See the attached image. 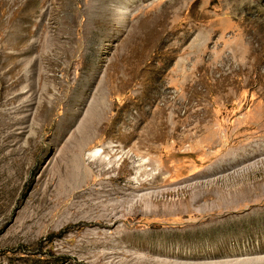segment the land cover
I'll use <instances>...</instances> for the list:
<instances>
[{
  "label": "rangeland",
  "instance_id": "1",
  "mask_svg": "<svg viewBox=\"0 0 264 264\" xmlns=\"http://www.w3.org/2000/svg\"><path fill=\"white\" fill-rule=\"evenodd\" d=\"M248 1L0 0V264H264Z\"/></svg>",
  "mask_w": 264,
  "mask_h": 264
},
{
  "label": "bare ground",
  "instance_id": "2",
  "mask_svg": "<svg viewBox=\"0 0 264 264\" xmlns=\"http://www.w3.org/2000/svg\"><path fill=\"white\" fill-rule=\"evenodd\" d=\"M226 4V3H225ZM224 4V5H225ZM232 4H234V6L236 7L237 6V8L236 9H238V10H241V9H244L245 7L246 8H249L250 10V13H251V2L250 1H248V0H234V3H232ZM238 4H239V6H238ZM257 5H253V7H257V10H258V19L256 20V18L255 17H252L251 16V14H247V15H245V16H241L240 15V13H239V11H237L236 9V12L234 11V13H235V15H236V17H235V19L237 20V23H239V29L238 30H236V32H237V35L239 36V38H240V41L242 42L241 44H239L240 45V51L238 50V51H236L235 50V52H234V54H233V51H232V54H231V56H233V58L230 56V55H226V59H245V56L247 55V53L248 52H250L251 53V55L250 56H253L252 54H254L255 53V55L254 56H256L255 58L256 59H259V61L261 60V59H264V36H262V34H264L263 32H261V34L259 35L258 33H256L255 31H256V29L254 28V24L256 23V22H258L259 23V25H262L261 27V29H263L264 27H263V25H264V2H263V0H261V1H258V3H256ZM226 6V5H225ZM228 6H230V5H228ZM241 7H243V8H241ZM227 8V7H226ZM202 10V9H201ZM228 10V9H227ZM255 11V10H254ZM253 11V12H254ZM223 12H224V10H223ZM225 13H226V11H225ZM202 14H204V13H202ZM222 14V13H221ZM230 15V14H229ZM232 15H234V14H232ZM255 15V14H254ZM232 17V16H231ZM203 18V17H202ZM235 20V21H236ZM229 24V23H228ZM258 25V26H259ZM217 26V25H216ZM225 27V26H224ZM259 29V32H260V27L258 28ZM218 30V29H217ZM233 30V29H232ZM225 31V30H224ZM263 31H264V29H263ZM258 32V31H257ZM230 34V33H229ZM229 37V36H228ZM231 37V36H230ZM222 38V37H221ZM224 40V39H223ZM228 40H229V38H228ZM216 41V40H215ZM218 41V40H217ZM236 41V40H235ZM226 42V39H225V41H224V43ZM228 42V41H227ZM214 43V42H213ZM218 43V42H217ZM234 44V43H233ZM232 43H231V45H233ZM227 45V44H226ZM217 46V45H216ZM230 46V45H229ZM233 47V46H232ZM234 47H236L235 46V44H234ZM230 47H228L227 49H229ZM236 48H238V47H236ZM226 49V48H225ZM226 49V50H227ZM225 51V50H224ZM229 51V50H228ZM231 52V51H230ZM229 53V52H228ZM238 55H240V56H238ZM249 55V54H248ZM249 56V57H250ZM222 57V56H221ZM225 58V57H224ZM251 58V57H250ZM253 58V57H252ZM223 59V58H222ZM257 61V60H256ZM259 61H257V62H259ZM260 63V62H259ZM262 63V62H261ZM236 64V63H235ZM252 65H253V63H252ZM254 67H255V64H254ZM258 67V66H257ZM237 71V70H236ZM259 90H260V88H259ZM263 90V89H262ZM261 90V92H263ZM257 92H259V91H257ZM260 92V93H261ZM263 94V93H262ZM261 95V94H260ZM79 151H80V149H79ZM251 155V154H250ZM71 157V156H70ZM69 157V158H70ZM75 158H77V157H75ZM235 159V158H234ZM73 160H75V159H73ZM87 160V159H86ZM85 160V157L83 156V155H79L78 156V164H77V168L75 169V171L73 172V173H75V175L76 176H78V175H81V176H83L84 175V177H86V178H93V176H94V168H92L91 166H89V165H91V163L90 164H88V165H86V161ZM65 161H67V160H65ZM86 161V162H85ZM69 162V161H68ZM72 162V161H71ZM239 162H240V160H239ZM65 163V162H64ZM73 163H74V161H73ZM72 163V164H73ZM233 163V162H232ZM231 163V164H232ZM238 163V162H237ZM65 164H67V163H65ZM70 164V163H69ZM75 164V163H74ZM234 164H236L235 163V161H234ZM68 165V164H67ZM76 165V164H75ZM74 165V166H75ZM66 166V165H65ZM69 166V165H68ZM232 166V165H231ZM73 167V166H72ZM71 167V168H72ZM66 168H67V166H66ZM65 168V169H66ZM73 169H74V167H73ZM68 170V169H67ZM66 170V171H67ZM65 171V172H66ZM71 171V170H70ZM68 173H70L69 172V170L67 171ZM110 172V171H109ZM72 173V172H71ZM70 173V174H71ZM102 173V172H101ZM72 175V174H71ZM111 176V175H110ZM73 177H74V179H75V176L73 175ZM79 177V176H78ZM115 177V176H114ZM114 177H111V178H114ZM115 179H118V178H115ZM111 180H113V179H111ZM116 181V180H115ZM65 182H63V184H64ZM122 189V188H121ZM141 189V188H140ZM120 190V189H119ZM119 190H112V191H108V193H107V195H109V196H112V195H119V194H122L123 192L122 191H119ZM77 195H79V194H77ZM210 195V194H209ZM76 196V195H75ZM74 196V197H75ZM46 197V195L44 196V198ZM77 197V196H76ZM75 197V198H76ZM138 197V196H137ZM208 198V196L207 195H205V191H204V194H201L200 193V191H199V193H196V194H191V196H190V201H189V209L187 210L188 212V214L189 215H195V213H194V210H193V205H196L198 202H200L202 199L204 200V198ZM48 198V197H47ZM79 198H84V195L82 194V195H79V197H78V199ZM109 198V197H108ZM145 198V197H144ZM55 199V198H54ZM52 200V199H51ZM83 200V199H82ZM47 201H49V200H47ZM58 201V200H57ZM148 201V200H147ZM145 202H146V200H145ZM190 202H191V204H190ZM79 204L81 203V201L80 202H78ZM83 203V202H82ZM50 204V203H49ZM76 204V203H75ZM74 204V205H75ZM73 205V206H74ZM78 205V204H77ZM58 208V207H57ZM49 216V215H48ZM46 218V217H45ZM190 228V227H189ZM188 229V228H187ZM185 230V229H184ZM191 232L192 233H195L198 229L196 228V227H193V228H191ZM130 243H131V241H130ZM177 246H179L178 244H176ZM183 245V244H182ZM166 247V246H165ZM180 248H181V246H179ZM150 248V247H149ZM149 250V249H148ZM150 251H161V252H164V253H162V254H166V255H173L176 259H174V260H154L153 262H151L152 264H188V263H186V262H181L180 260H178L179 258H181L182 257V252H175L174 251V248H170V249H167L166 251H164V250H162V245L161 244H159V245H155V246H153L152 248H151V250ZM108 254V253H107ZM108 256V255H107ZM146 258V257H145ZM96 260V259H95ZM145 260V259H144ZM147 260H149V259H147ZM150 261V260H149ZM255 261H256V259H255ZM95 262V261H94ZM256 262H259V260H257ZM255 262V263H256ZM104 263V262H103ZM142 263H144V262H142ZM232 263V262H231ZM230 263V264H231ZM225 264V263H224ZM233 264H235V263H233ZM237 264V263H236ZM240 264H254V262L252 261L251 262V260L249 261L248 260V262H241L240 261ZM257 264V263H256Z\"/></svg>",
  "mask_w": 264,
  "mask_h": 264
}]
</instances>
